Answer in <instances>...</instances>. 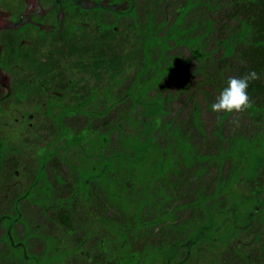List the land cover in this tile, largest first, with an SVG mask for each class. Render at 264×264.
Here are the masks:
<instances>
[{
  "label": "rangeland",
  "instance_id": "1",
  "mask_svg": "<svg viewBox=\"0 0 264 264\" xmlns=\"http://www.w3.org/2000/svg\"><path fill=\"white\" fill-rule=\"evenodd\" d=\"M121 1L111 8L123 10ZM253 1L131 0L134 14L97 13L115 24L98 33L96 19L68 7L91 0H0V43L7 29L25 25L33 58L0 65V264H111L120 232L149 256L146 250L179 237L186 242L190 233L177 228L198 218L213 221L214 232L182 249L186 264H264V216L257 212L264 160L252 173L249 156L264 140V95L249 97L240 112L211 109L228 78L239 77V57L227 56L226 45L248 42L240 10ZM149 20L155 38L177 20L180 33L171 31L163 55L157 42L139 74ZM152 136L161 153L139 149ZM238 138L254 143L244 162L204 161L194 168L205 166L201 175H172L174 186L157 176L168 146L172 156L186 155L187 143L189 156H212ZM58 176L78 193L69 204L73 231L58 219V197L67 192ZM154 187L173 199L150 204ZM200 188L211 196L201 212L181 207ZM165 212L170 216L157 217Z\"/></svg>",
  "mask_w": 264,
  "mask_h": 264
},
{
  "label": "trees",
  "instance_id": "2",
  "mask_svg": "<svg viewBox=\"0 0 264 264\" xmlns=\"http://www.w3.org/2000/svg\"><path fill=\"white\" fill-rule=\"evenodd\" d=\"M92 5L89 6H83L76 3L69 4V9L71 8L73 10V14L76 17H86V18H93L96 19L95 21V31L96 32H107L108 30H111L112 28H115V24H103L101 21L97 18V13L101 12H112L115 14H118L119 16H122L124 14H134V11L131 7V0H123L117 4L123 5V10L121 9H112L111 7L116 1L119 0H91ZM246 9H241L240 12L243 15L242 19V32L244 35L247 36L248 42H244L240 44L239 46L231 47L226 45V55L230 56L232 54H235L239 57V63H238V76H243L248 74L251 71L255 72V78L250 79L249 85H248V96L250 98L255 97L256 95H264V84L261 79V75L264 72V0H254L253 2H249L248 6H245ZM236 9H239L237 7ZM181 23L179 20L175 21L172 25L173 27L170 28V32L162 36L161 38H155V29L153 27V24L151 20H149L148 25L145 27V37L143 40V49L145 50L144 53V63L143 69H140L139 74H142L145 72L146 64H148V58L152 55L153 50L157 46V42H160V45L162 46L160 48L161 55H163V52L165 51L166 44L164 41L166 39L171 38L174 33L171 31L176 30V33H180L178 28L180 27ZM26 29V26H21L18 28H9L7 29L1 39L0 43V65L9 67L10 63H12L14 60H18L21 63L30 62L32 58V54L28 50L27 47L24 46L25 42L22 37V32ZM179 40V39H177ZM191 42V41H190ZM188 42V44L190 43ZM193 41L192 43H194ZM66 46L70 45V41L65 39L64 42ZM187 43V42H186ZM189 45H192L191 43ZM199 57L203 58V54L199 53ZM180 62V61H179ZM178 65V63H177ZM159 66V65H158ZM160 75V72L157 71ZM138 74V75H139ZM161 109L155 111V113L161 112ZM154 113V114H155ZM116 117H114L112 120H104L101 127L105 128L108 127ZM155 121V120H153ZM97 130V129H95ZM171 131L170 133H172ZM251 144H254L251 141H247L244 138H238L236 139L232 145L231 148L228 151H223L222 148H220L219 153L217 155L207 156V155H198L194 154L189 156L188 153H193V150L189 149L191 148L190 145L187 143V148L189 152L186 151V147L184 148L183 152L185 154H179V155H170L168 153H171L172 147L168 146L164 149V152H167L166 157L162 154L159 155V160H157L156 167L158 168L157 176L163 177L165 180H167V185H173L174 186V180L172 179V175L181 178L180 176L185 175L188 172H196L197 175H201L204 169V167H200L197 169H194L196 165L202 164V162L207 161L206 163L210 164L217 162L218 165L223 166V164L226 162L227 159H232L234 161H243L247 159L248 153V147H251ZM259 145V146H257ZM254 147V152L249 155L251 156V171L254 173V170L257 169L259 165L262 164L264 157L261 155V151L263 150L262 147H264V140L260 144H257ZM157 145L154 144V137H148L145 138L142 145L139 146V149L149 150V152L154 153H161V150H158L156 148ZM153 150V152H152ZM146 151V152H147ZM145 152V153H146ZM141 154L140 156H142ZM147 155V154H145ZM239 165L240 162L235 163V165ZM1 168V167H0ZM57 183L64 184L66 186H63L66 189V193L63 192L62 195H59L58 199L60 202V210L58 212V219L59 221L63 222V224L66 226V228L69 231H73V221H72V215L71 211L69 209L70 199L75 196L76 189H74L73 183L70 184V182L67 184L66 180L60 176L57 177ZM222 186L224 185L223 179L221 180ZM170 183V184H169ZM174 183V184H173ZM51 185V184H49ZM62 186V185H60ZM51 187H54L51 185ZM159 194H163L162 190L159 191V188L154 187L153 192L148 191V194L146 195V201L149 202L152 205L162 207L167 201L172 200L173 198L169 194H163V198L159 199ZM214 195V194H213ZM197 198L194 200L187 202L186 204H183L181 207H189L193 208V211L197 214L201 212V205L211 198V196H208L204 192V190H201V188L198 190ZM146 202V203H147ZM195 204L197 206H195ZM199 205V206H198ZM258 210L260 211V215L264 216V198L260 199L257 202ZM172 214V213H171ZM255 214V213H253ZM168 214V212L164 213L163 215H158L157 217H163L165 218ZM196 223H192L191 221L187 224L180 225L177 228L178 234H181V231H186L190 233L188 235L187 241L179 239L173 240L172 242H169L167 246L163 248H152L148 251V255H143L144 253L141 252L143 250L144 245L140 243V248L138 251H134L133 245L130 244L127 241V234L126 233H119L121 242L119 245L116 246L117 252L113 255L112 258H110L111 264H186L185 257H182V249L187 248V246L192 248V245H200L201 242L204 239H208V235H211L213 230V221H209L208 223H205L200 218L196 220ZM61 222V223H62ZM190 244V245H189ZM187 245V246H186ZM188 249V248H187ZM145 250V249H144ZM145 252V251H144ZM143 262V263H142Z\"/></svg>",
  "mask_w": 264,
  "mask_h": 264
},
{
  "label": "clouds",
  "instance_id": "3",
  "mask_svg": "<svg viewBox=\"0 0 264 264\" xmlns=\"http://www.w3.org/2000/svg\"><path fill=\"white\" fill-rule=\"evenodd\" d=\"M255 72L251 71L243 76L229 77L226 85L221 89L218 96L211 105L214 112H240L248 106V85Z\"/></svg>",
  "mask_w": 264,
  "mask_h": 264
}]
</instances>
